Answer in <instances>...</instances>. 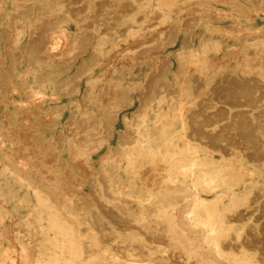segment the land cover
<instances>
[{"label":"bare ground","instance_id":"bare-ground-1","mask_svg":"<svg viewBox=\"0 0 264 264\" xmlns=\"http://www.w3.org/2000/svg\"><path fill=\"white\" fill-rule=\"evenodd\" d=\"M260 18L264 0H0V167L31 195L0 182V264H264Z\"/></svg>","mask_w":264,"mask_h":264},{"label":"rangeland","instance_id":"rangeland-1","mask_svg":"<svg viewBox=\"0 0 264 264\" xmlns=\"http://www.w3.org/2000/svg\"><path fill=\"white\" fill-rule=\"evenodd\" d=\"M256 23H258L257 25H259V27H264V18L258 19L253 25H249V26L252 28H255L254 25ZM201 25H199L200 26L199 28H201ZM98 44L100 46L101 45L104 46V45H107L108 42L106 40H99ZM95 68H97V67H95ZM97 70L98 69H96L95 73L97 72ZM171 70H173V68H171ZM169 74H171V73H169ZM89 82L90 83L92 82L89 75L84 74L77 79L73 78L71 80V83H70L74 87L73 91L69 94H65L64 92L60 93V99L59 100L64 105V107L68 108V107L75 105L79 101L81 93L87 87V84ZM136 100L137 99L135 97L133 100V103L130 104L128 106V108L125 110V112L127 114L137 104ZM4 103L5 102H2L0 100V127H1V129H3V132L1 133L2 135H0V156L3 159H5L6 161H8L9 163H12L9 159L8 160L6 159L7 158L6 156L9 155L10 144L13 141H16V138L11 134V131H9V129L6 130L7 127L4 126L7 123V120L5 118L6 113L4 112V109H3ZM8 107H9L10 112L12 113L11 116H14V118H16V116H18L17 114L19 111H26L27 113L32 111L31 107L29 109L25 108L27 106L23 107V105L20 103L18 97H16V103L15 104H9ZM120 127L121 126H120V118H119L115 122L114 132H113L112 136H110V141H109L110 144H113L115 142L116 133H117V130L120 129ZM102 151H103V149L100 151L92 153L93 162L96 161L98 155L101 154ZM214 160L215 161L220 160V158L217 156V154L214 155ZM124 164H125L124 160H121V161H119V166L113 168L114 178H115V180H118L119 185H120L119 186L120 189L123 191H129L130 189L136 190V191L140 192L141 195H143V190L141 189L142 187H141V182H140L139 177L136 174H132L131 172L126 171L124 168ZM262 172L264 173V169L262 170ZM37 173H38V171H37ZM39 175L41 176L40 180L46 179L45 176H43V173L41 171H39ZM12 179L13 178L10 175L5 174L1 170V167H0V182L8 183L10 186H13L15 188V191H17L19 194H21L25 197H31V195H29L27 193V191H25L24 187H22L21 185H19L15 181H12ZM126 193H128V192H126ZM237 196H242V192H237ZM228 201H229V199H227V198H225L223 200V202L226 204L228 203ZM24 203H26V201ZM136 205H137L136 200H132V201L128 202V208L132 212H136ZM24 212H25V210L22 208L21 212H20L22 216H24Z\"/></svg>","mask_w":264,"mask_h":264}]
</instances>
